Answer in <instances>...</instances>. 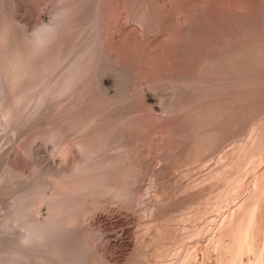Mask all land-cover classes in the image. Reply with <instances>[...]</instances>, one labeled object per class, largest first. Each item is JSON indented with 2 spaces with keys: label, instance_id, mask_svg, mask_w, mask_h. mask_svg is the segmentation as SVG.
Segmentation results:
<instances>
[{
  "label": "rangeland",
  "instance_id": "1",
  "mask_svg": "<svg viewBox=\"0 0 264 264\" xmlns=\"http://www.w3.org/2000/svg\"><path fill=\"white\" fill-rule=\"evenodd\" d=\"M56 1L57 2L59 1V3H56ZM154 1L155 0L153 1L152 0H120V1L119 0H64V1L62 0L61 1L60 0H0V33H2L6 29L5 27H7L8 24L10 25V27L8 26L7 30L11 28L7 31L8 35H6L5 40H3L2 42L0 39V44L2 45V46L0 45V48H2L0 52L1 53L3 52L2 55L9 52L10 50L8 51V49L14 48V46L16 48L18 47L17 49L19 51L20 50L22 51V49H24L23 48L24 43L22 42L24 39L23 36L33 35L35 31L37 30V28L41 27L45 23V21L50 20V18L53 15V11L55 12V9L63 8L65 6L69 7V5L70 7H73L74 5L76 8L75 7L73 8L77 10H74L73 15L67 22V24L69 25L66 24L67 27L65 26L66 28H64L63 30L65 31L68 28V31H65V32L62 31V33L59 34L55 38L56 41L53 40V43H51L52 47H50V51H49V55L51 54V56H49V58L50 57L53 58V55H55V57H57L58 55L59 56L63 55L67 53L68 51H71V49L73 51H76V49L77 51H79L80 48H83L89 43L90 44L94 42L96 43V45L94 43V47L92 50L95 49V52L97 53L94 55L93 53L94 51H93L92 55H94V57L91 55V59L93 62L99 63V65L96 64V66L92 69V71L94 70L93 72L91 70L90 72L88 71L87 75H85L82 78V80L79 81L80 83H77L76 88H73V91L71 90L70 93L66 94L67 96L65 95V96L57 97L55 95L51 97V99L48 98V100H46L47 102L43 104L44 106L45 105L46 106L45 107L42 106L41 107L42 109H38V110L32 108V106L26 109L27 103L23 102L21 106L22 112L20 111L19 114L9 117V118L4 117L5 111L7 110V107H8V103H9L8 101L10 100L9 98L13 97L14 94H16V91L18 93L19 88L16 89V91H11L9 85H7L4 90L6 91L4 95L5 96L7 95V96L6 97L2 96L4 97V99L0 97L2 101L4 100L3 105L0 107V119H1L0 120V156H2L3 154H9V155L13 154V150L15 148H18L19 146L23 148L29 147V149L32 150L31 156L30 154L29 155L21 154V158L23 161L22 165H23L24 171L25 170L27 171V172L25 171V173L26 175H28V177H30L31 180L29 178H28L29 180L28 179L26 180V178L24 179L20 177L21 179L16 180L17 183L14 184L15 180H13L14 182L12 181L13 183H11V187H8L10 184L6 185V187H8L6 189L2 185L0 186V225H2L1 223H3L2 221H4V218L6 217V215L8 216V212L11 209L10 207L12 203L14 202V197L16 199L17 194H19L21 190L23 191L25 187H27V185L32 183V181L36 183V181L33 179L34 177L36 179L39 177V174H38L39 169L37 168V171H38L37 173V171H35L37 167L35 165V162L40 161L41 163H43V164L38 163L40 164V167H41L42 165L44 166L50 165V164L52 165L54 163V160H56L54 166H52L51 169H54L55 172H64L66 170L65 174L70 175L71 169L75 165L74 163L82 160V156H83L82 153L79 151H75L76 153L77 152L78 153L75 154L74 152V155L72 154L71 158H68L66 162H63V157L61 156L60 151H62L61 147L63 145V144L61 145V143H64L65 140H67L66 137L68 138V141L75 140L79 136H81L84 139L89 138V140L88 139L87 140L90 141L91 137L93 136V135L91 136V131H92V134H95V130H96V134L98 135L97 138H99L98 140L99 141L102 140L103 142L106 141L107 142L106 144H109L106 147L107 148L110 147V148H108L107 150V148L105 147L103 149L104 151H102L103 153H100V154H103L102 157L99 154L97 158L93 159L91 163H88V164L94 165L95 163L97 164L98 162L107 161L109 160V158H111L112 160H109V161H111L110 164L111 166H113L114 170L108 176V178L107 177L105 178V180L103 181L104 185H108L109 183L110 184L112 183L111 185L115 184V186H117L115 187V191L119 190L118 189L119 187L121 189L124 185H127V187L124 193L122 195L120 194L121 196L116 194L115 192L109 193L108 194L109 196L107 194L106 196L96 195V198L95 196H92L96 200L92 202L93 199H91L92 197H90L89 202L90 203L92 202V204H89L88 199H87L86 202L88 203L87 204L85 203L86 205H84L86 208V209L84 208V210L85 212H87V213H84L85 216H83L84 224L81 222L82 224L81 223L80 224L82 226H77L80 228H77L76 233L74 232V234L72 233V235H69V238H67L65 242V245H64L65 247L63 246L64 247L63 251L68 252V250L70 249L68 248L70 247V244H72L73 241H75L74 243H76L77 242L76 239L79 237L77 240H80L81 237L84 235V237H82V240L85 238V241L83 242L84 244L85 242L88 244V246L86 244V246L84 247L86 248L84 250V254H85L84 259H83L84 264H91V263L92 264H109V262H113L114 264H120V263L121 264H154V258L152 256V252L155 251L154 247H157L158 244L156 242L157 241L156 236L154 237L156 240L155 239L152 240L151 238H153L152 236H154L153 234L154 225L156 224L155 223L153 225V223L155 220H159V219L162 222L167 221L164 223L169 222L168 224L169 226L172 224L170 228L168 226V229L170 230H172L171 228H173V230L183 229V227L185 226L184 228L186 229L187 233L189 232L193 233L194 231H197L198 226L199 227L205 226L203 230L204 233L202 231L203 234H201V236L199 234L200 237L197 234H194L191 241L190 239L187 240V242L185 240L186 242L185 246L187 245V243L188 244L190 243L192 246L196 244L195 245L196 247L198 245L197 248L194 246V250L196 249L195 251L198 252L196 253L198 255V260L200 259L198 261L199 263H201L200 261H202L203 255H204L203 260H205L203 264H206V262L208 263L211 259L214 260L217 256L213 254L214 251L210 248V246L207 247L209 243L206 244L208 242L207 240L209 239V236L211 235L210 237H212V235L215 234L217 230L215 227L218 226L219 222L222 221L224 216L226 217V215H228L230 212H233L234 210L237 209L236 206L240 204L239 203L240 201L242 202V200L244 199L248 200L250 199V197H253V194L251 192L252 185L255 183V181H257L258 174L260 173V170L264 167L263 165L264 164V150L263 149L262 150L260 149V151L258 150L260 152L259 154L257 151V148H258L257 145L254 143L252 144V142H249L253 137L251 136L253 128L257 126L258 124H261V126L263 125V127L261 128L263 134L260 137H263L261 138V140L264 142V64H263L264 59L261 60L262 58H264V0H163V4H161L162 0H160V3L158 0H156L155 2ZM56 5H58L59 7ZM50 13L51 15H49ZM148 16H149V19H148ZM128 18L129 20H127ZM185 19H188V20H185ZM195 19L197 21H195ZM178 20L180 22H177ZM181 21L184 24L188 22V24L192 23L193 26H196L194 28L193 26H191L193 30L189 28L191 31V34L189 30H188L189 32L187 31L188 34L187 32L184 33V31H182L181 26L183 25V23ZM188 24H185V25H188ZM124 25H125V29H123L122 27ZM142 25H144L145 28L147 27V30H148L147 32H149V33H146V35L145 33L143 34ZM145 28L143 27L144 30ZM148 28L151 30H149ZM80 31L81 32L85 31V33L84 32L81 33ZM29 32H31V34ZM162 32L167 33L165 37L163 36L164 39L167 38V40L165 41L163 38H159L158 40L157 35H160V33ZM143 35L145 36L143 37ZM78 36H79L80 41L77 40ZM152 36L153 37L157 36V38L153 39ZM223 36L225 37V39H223L224 38ZM83 37L86 39H84ZM148 37L151 38V42L152 40L155 41L154 42L155 45L157 44L156 47L153 46L154 44L152 43L150 44V42L148 41ZM88 38L90 39L88 40ZM221 38L225 42L224 44L225 49L223 50V52H225L224 55L227 53L225 57H227V55H230V53L235 48L242 50L243 52V57H244L243 62L244 63H242L243 66L240 68L241 69L240 74H239L240 80L238 79L239 80L238 85H237L238 87L236 86L237 89H234V90L232 89L231 85H232L233 76L230 74L229 71H227L223 75L225 86L222 90L223 91L221 94L222 96L218 95V93L216 92V86L215 88H213L214 87L213 85L215 83L214 80L217 78V76L214 75L215 73L212 71L213 69L211 68L210 69L211 71H208V73L204 75L203 79L206 80L207 82L206 85L208 86L206 85H203V86H205L204 88L206 87L208 88L203 89L202 88L203 86L201 87L202 91H200L201 92V94L199 95L200 98L199 96H197L195 100L192 101L188 97H184L185 94L183 95L181 94V92L184 90L183 88H181L182 86L181 82L183 80H188L189 77L193 79V77L199 78L200 75L202 76V74L199 73L200 71L199 57L203 55V53H206V52L210 53V55L212 56H215L216 54L219 55V53L215 52L216 51L215 43L218 45L219 39ZM3 43H5L4 44L5 46L3 45ZM75 43H77V45ZM81 44L83 45L81 46ZM183 47L184 49H182ZM184 50L186 51L185 53H184ZM249 50H253L254 52L258 51V52L254 53L252 51L251 53V51ZM161 51L162 53H159ZM55 52H58V53H55ZM1 53H0V57H2ZM247 53H249V56ZM256 53L257 54L259 53V55L262 53L261 55L263 57L258 56L259 58H261L259 59ZM254 55L256 56L253 58L252 56ZM72 57L74 58V55H72L70 59H73ZM153 57L154 59H156L155 61L158 62L155 64L156 65L155 66L156 68L154 67L155 70L154 69L151 70L150 66L148 65L149 60L152 59ZM251 57L253 58V61L249 60L251 59ZM255 58L257 59V61H255ZM70 59H67V61H65L63 65L61 64L58 66L59 68L57 67V69L55 68V70H53V72L47 78L49 82L50 81L53 82L56 79L60 80L64 76V73H65L64 70L68 66V64H70V62L68 63ZM258 60H260V62ZM2 61L3 60H1L0 58V63ZM88 61L89 59L87 60V62ZM197 61L199 62L197 63ZM1 65L2 63L0 64V66ZM165 68L168 70L166 71ZM99 69L100 71L103 70L102 72L106 73V74L104 73L105 75L104 78H109L113 82V83L111 82L112 84H110V87H112L111 85H113L114 87L115 85L114 82L117 81L120 76L121 77L123 75L125 76V78L124 76L122 77L123 79H126V82L128 80L126 92L124 93L125 98L123 99L120 98L119 100H117L118 98H111L112 99L111 100L110 98H108L107 95H104V94H107L108 92H105L106 90L102 86L100 87L101 84L99 85L100 79L98 78H100L99 77L100 75L97 76V72H99ZM122 73L123 75H121ZM211 74H213L214 76ZM145 77L152 80V83H153L152 87L155 91L154 93L157 94L156 96H158L157 97L158 100L162 99L161 102L163 104L162 106L165 107L164 108L165 111H163L164 109H162L161 113L160 111L159 113H157L158 111L154 113L153 110L149 108L147 109V107L145 106L144 99L142 98V95L139 94L140 92L139 84L140 83L142 84V81L144 80ZM211 80L213 81V83H211ZM177 82H178V86H177ZM171 83L175 85L172 86ZM26 84L27 83L24 82L21 85H23L24 87ZM21 85L19 86L20 88L22 87ZM142 85L144 87V84ZM133 86L135 88H132ZM197 86L198 85H195L194 88L195 87L197 88ZM102 88L104 89V91ZM234 91L235 92L239 91V92L236 95ZM89 92L91 95L89 94ZM32 94L33 93H31V95ZM111 95H112V92H111ZM206 95H208L209 97ZM216 95L221 96V97H219L218 99ZM232 95L235 97V99ZM238 95L241 98H238ZM84 96H86V98ZM130 96L134 98H131ZM54 98H57V99L55 100ZM89 98L90 100L87 101ZM183 98H185V100ZM187 98L189 100H186ZM237 98L239 99V103H238ZM67 100L70 102H68ZM218 100L221 102V104L223 103L222 106L224 107L223 109L224 111L222 114L223 115L222 121L219 123H221L220 127H223L225 129L223 131L222 130L223 128H222L221 129L222 132L220 131L221 133L219 132V134L217 133L216 135V137L221 139L220 142H219V139L217 138L213 144L214 145L213 148L211 150H208V152L204 153L205 151V149L203 151L204 147L199 148L197 146L194 147L193 145V140H194L193 136L198 134L197 133L198 129H196V127H194V125L190 123L189 118H191L194 114L197 115L201 110L203 114L205 113V115L209 113L206 116L209 118L212 114H214L211 107L213 106V103H215ZM177 102H179V106L180 107L182 106V108L178 107ZM183 102L186 104H184ZM188 102L189 104L190 103L191 104L189 105ZM113 103H115L116 105ZM204 103L207 105L209 104V105L207 106ZM73 104L75 105L77 104L78 107L76 105L75 106L76 108H75ZM100 104H103V105H100ZM184 105L185 106L187 105V106L185 107ZM188 106L189 108L190 107L192 108L189 109ZM206 106L209 110H211L210 112L209 110H207ZM194 107H196L195 110H194ZM183 108L185 109L183 110ZM168 109H170V111ZM205 109L207 112L206 111L204 112ZM34 110L37 113H35ZM190 110L191 112L194 110L193 113H191ZM177 111L178 113L175 114V112ZM108 112L110 114H108ZM166 112L167 113L169 112V118L171 117L170 119H168V115ZM186 112H188L189 115H187ZM162 113L163 114L166 113L164 114L165 116L162 115ZM180 113H182V117ZM202 113H201L202 117L205 118V116H203ZM158 114H160L161 116H158ZM67 116H69L70 118ZM212 116L214 117L215 114ZM212 116L209 118V120L208 118H205L206 120H208V123L206 121L204 124L207 126L210 125L209 128H211L212 126L211 129L215 130L219 127L218 125L220 124H218V122H214ZM132 117L134 118V120ZM163 117H164V121H162ZM172 117L174 118L172 119ZM211 118L212 120H210ZM89 120H93L94 122V123H91L92 127L91 128L89 127L90 129H87V131L85 130V132L83 131L82 134L79 133L81 131L80 126L85 125L86 121L89 122ZM234 120H236L237 123L234 122ZM132 121L134 123H132ZM184 121L186 122V124ZM210 121H213V122H210ZM120 122H122V124H120ZM223 122H226V123H223ZM115 123H116L115 129L116 127H120L123 124L127 126H129L128 124H130L131 129H132V126H134V129H132V131L134 130L133 137L135 135L136 136L133 138V140L141 141V145L146 144L145 147L147 148L148 146L150 149L153 147L154 149H151V150L155 151L156 157L154 158V155L150 156L149 154L148 156L142 152L140 153L139 151H138L139 153H136L137 152L136 150H134L132 154L131 151L127 150V152H129L130 155L127 154L129 156H126V157L123 156L124 159L120 158L124 154V151L119 150V153H118V150L116 148H115L116 150H114V147H113L114 143H112V141L118 138L117 136L118 130L114 129L115 133L112 132V134L108 132L110 131V129H112V125L114 126ZM215 123L217 124L216 127H214ZM52 126L53 127L55 126V127L53 128ZM207 126L206 128H208ZM157 129H159L162 132H166L163 135L165 138H167L171 134L168 137L169 140L167 138L165 139L166 140L165 142L163 138L161 139V137L163 136L156 135L158 132ZM49 130L50 131L58 130L59 132L60 131L63 132V133L60 132L61 135L63 134L64 135L61 136L62 139L60 140L61 143H59V146H57L58 148L55 146V144L49 141L46 142L44 138H41V137H44V136L46 137L50 135L51 132H49ZM136 131L138 133H136ZM137 134L138 136H140V139L137 136ZM153 134H155V136H153ZM188 134L189 136L187 137ZM190 134L193 136H191ZM220 134H224L222 135L223 137ZM110 135H113V136H110ZM172 135H175V136H172ZM183 135L186 137H183ZM218 135H220V137ZM179 136L180 138H178ZM250 136H251V139L249 140ZM154 137H155V140H154ZM97 138L96 137L92 138V140H97ZM146 138L148 140H146ZM158 138L160 139L157 141ZM256 142L257 144H259V140ZM135 143L140 144V142H135ZM160 143L162 144L164 148L166 147L165 149H162L161 151L158 150ZM185 146L187 148H185ZM53 147H56V148H53ZM243 148L244 150H242ZM55 149H58V150H55ZM120 151H123V152L121 153ZM253 151L255 152L257 151L256 154ZM225 152H226V155H225ZM137 154H140L141 156V157L139 156L140 160ZM248 154L249 156H251L252 154L255 155L251 157L254 159H250L252 160V162L248 159L250 158ZM152 157L154 159H152ZM129 158H131V160L127 161V159ZM136 159L139 161H137ZM150 159L152 160L150 161ZM235 159H237L238 161ZM125 160L126 162H124ZM247 162L249 164H246ZM219 164L224 167H227L228 165L227 167L228 171H227V168L225 169L223 168L224 170L219 172V169H221ZM146 167H148V169ZM0 170L1 171L4 170L3 166L0 167ZM33 171H35V173ZM35 174L37 176H35ZM47 178H49V176ZM50 178L48 180L45 177H44L45 180L41 178V180H43L44 182L46 180L48 182V183L45 182V184L47 183L48 185L46 188L47 194H50L51 191H53V188L56 186V182H59V179L57 180L56 177H52L51 180ZM77 179L79 180V178ZM106 179H108L109 181L108 180L106 181ZM107 182L108 184H106ZM14 185L16 186L14 187ZM220 190L222 192L219 195L218 193L220 192ZM263 200L264 198L262 199V205L264 207ZM43 212H44V207H43ZM152 225H153V228H152ZM186 226L188 229L186 228ZM149 228H151L152 231ZM187 230L188 231L191 230V231L188 232ZM121 231L123 232L121 233ZM205 236H208V237H205ZM146 240L147 242L150 241V244H148V246H146ZM204 240L207 242H205ZM180 244L181 242L178 244V246H180ZM105 247L107 248L105 249ZM175 247L176 246L171 247L172 248L171 250L175 249ZM72 250L73 252H75L76 248H72ZM149 250L151 251V253ZM100 252H102V255H100ZM110 255H111V258H109ZM172 257L173 256H171V258L166 257L164 260L162 259L160 261H163L164 264H171L172 262H173L172 264H174L175 258L174 257L172 258ZM116 258L117 260L115 261ZM107 259L108 260L110 259L109 262H107ZM111 259H113V261H111ZM210 262H213V261L211 260Z\"/></svg>",
  "mask_w": 264,
  "mask_h": 264
},
{
  "label": "bare ground",
  "instance_id": "2",
  "mask_svg": "<svg viewBox=\"0 0 264 264\" xmlns=\"http://www.w3.org/2000/svg\"><path fill=\"white\" fill-rule=\"evenodd\" d=\"M61 1V0H60ZM64 1V0H62ZM120 1V0H119ZM153 1V0H152ZM156 1V0H155ZM154 1V2H155ZM159 3H160V0H158ZM128 2V1H127ZM54 3V2H53ZM56 3H59V1ZM64 4V3H63ZM127 4V3H126ZM163 4V0H162V3ZM69 5V4H68ZM58 6V5H56ZM118 6V5H117ZM59 7V6H58ZM61 7V6H60ZM73 7H75L73 5ZM73 7H63V8H57L55 9V12L53 11V15L52 17L50 18V20L48 21H45V23L42 25L41 27L37 28V30L35 31V33L33 35H25L23 36V48L22 51L18 50L15 46L14 48H11V49H8L9 52H7L6 50V54L2 55L1 60H3L1 63L2 65L0 66V97L2 99H4V97H6L4 94L6 91L5 88L7 85H9L11 91H16V89H18V93L16 91V94H14L13 97L9 98L10 100L8 101V107H7V110L5 111V115L4 117L5 118H9V117H12V116H15L17 114H19V112L21 111V106L23 104V102H26L27 103V108H30V106H32V108L38 110V109H42L41 107L44 106L43 104H45V102H47L46 100H48V98L51 99V97L53 96H65L66 94L70 93L71 90L73 91V88H76V85L77 83H80L79 81L82 80V78L87 75V72L90 70L92 71V69L97 65H99V63L97 62H93L92 59H91V55H92V52L94 53V55L97 53L95 52V49H93L94 47V43H89L87 44L86 46H84L83 48H80L79 51H73L71 49V51H68L67 53L63 54V55H58L57 57H55V55H53V58L49 56H51V54L49 55V51H50V47H52L51 43H53V40L56 41V37L62 33V31L64 30V28L67 27V22L68 20L71 18V16L73 15L74 13V10H77ZM120 7V6H119ZM79 8V7H78ZM125 11V10H124ZM132 11V10H131ZM79 12V11H78ZM184 12V11H183ZM185 13V12H184ZM135 14V13H134ZM133 14V15H134ZM143 14V13H142ZM51 15V13L49 14ZM75 16V15H74ZM139 16V15H138ZM144 16V15H143ZM160 16V15H159ZM178 16V15H177ZM123 17V15H122ZM130 17V16H129ZM151 17V16H150ZM191 17V15H190ZM177 18V17H176ZM198 18V17H197ZM202 18V17H201ZM211 18V17H210ZM142 19V18H141ZM148 19H149V16H148ZM160 19V18H159ZM180 19V18H179ZM190 19V18H188ZM188 19H185V20H188ZM45 20V19H44ZM124 20V19H123ZM129 20V18L127 19ZM126 20V21H127ZM145 20V19H143ZM182 20V19H181ZM214 20V18H213ZM212 20V21H213ZM195 21H197L195 19ZM43 22V21H42ZM70 22V21H69ZM177 22H180L179 20ZM182 22V21H181ZM185 22V21H184ZM201 22V20H200ZM203 22V21H202ZM20 23V22H19ZM127 23V22H126ZM132 23V22H130ZM142 23V22H141ZM145 23V22H144ZM183 23V22H182ZM17 24V23H16ZM67 24V25H66ZM148 24V23H147ZM174 24V23H173ZM181 24V23H179ZM185 24H188L185 23ZM183 23V25L181 26L182 28V31L187 32L188 30L190 31L189 28H191V26H193L192 23H189L188 25H185ZM196 24V23H195ZM194 24V25H195ZM75 25V24H74ZM128 25V24H127ZM146 25V24H145ZM214 25V24H213ZM8 26L10 27V25L8 24ZM7 26V27H8ZM22 26V25H20ZM24 26V24H23ZM66 26V27H65ZM79 26V25H78ZM144 28L145 26L142 25ZM156 26V25H155ZM7 27H5L6 29L0 33V39L1 41L3 42V40H5V37L7 34V31L11 28H9L7 30ZM70 27V26H68ZM123 29H125V25L122 26ZM134 27V26H133ZM140 27V26H139ZM142 27V30H143V34L145 33H149L147 32V27L145 28V30L143 29ZM196 27V26H193V28ZM218 27V26H217ZM74 28V27H73ZM76 28V27H75ZM78 28V27H77ZM86 28V27H85ZM84 28V29H85ZM88 28V27H87ZM121 28V27H120ZM132 28V27H131ZM176 28V27H175ZM180 28V29H181ZM26 29V28H25ZM70 29V28H69ZM128 29V28H126ZM136 29V28H135ZM149 29V28H148ZM155 29V28H153ZM192 29V28H191ZM197 29V28H196ZM82 30V29H81ZM151 30V29H149ZM193 30V29H192ZM195 30V29H194ZM202 30V29H201ZM11 31V30H10ZM29 31V30H28ZM32 31V30H31ZM65 31H68V28L67 30ZM63 31V32H65ZM76 31V30H75ZM88 31V30H87ZM123 31V30H122ZM172 31V30H171ZM179 31V30H178ZM177 31V32H178ZM188 31V32H189ZM197 31V30H196ZM72 32V31H71ZM79 32V31H78ZM77 32V33H78ZM81 32V31H80ZM85 33V31H82ZM81 32V33H82ZM90 32V31H89ZM88 32V33H89ZM155 32V31H154ZM159 32V31H157ZM169 32V31H168ZM176 32V33H177ZM187 32V34H188ZM25 33V32H24ZM31 34V32H29ZM69 33V32H68ZM83 33V34H84ZM183 33V32H182ZM28 34V33H27ZM167 33L165 32H162L160 33V35H157L158 36V40L159 38H163L165 37ZM181 34V33H180ZM190 34H191V31H190ZM193 34V33H192ZM203 34V33H202ZM219 34V33H218ZM223 34V33H222ZM86 35V34H85ZM143 35V37L145 36ZM172 35V34H171ZM198 35V34H196ZM220 35V34H219ZM77 36V35H76ZM156 37H153V39L157 38ZM164 36V37H163ZM174 36V35H173ZM216 36V35H215ZM221 36V35H220ZM82 37V36H81ZM85 37V36H84ZM83 37V38H84ZM122 37V36H121ZM142 37V35H141ZM140 37V38H141ZM169 37V36H168ZM224 37V36H223ZM9 38V37H8ZM59 38V37H58ZM138 38V36H137ZM208 38V37H207ZM7 39V38H6ZM86 39V38H84ZM83 39V41H84ZM90 38H88L89 40ZM136 39V38H135ZM170 39V38H168ZM225 39V37L223 38ZM223 39H219V42H218V45L215 43L216 45V51L218 54H216L215 56H212L210 55V53L206 52V53H203V55H201L199 57V61H200V65H199V73L202 74V76L200 75L199 78H188V80H183L181 82L182 86L181 88H183L184 90L181 92V94H185L187 96L184 95V97H188L190 100H195V98L197 96H199L201 94L200 91H202L201 89H206L204 88L205 86L203 85H206L207 82L204 78V75H206L208 73V71H211L210 69L212 68L213 72L215 73L214 75L217 76V78L214 80V87L216 86V92L218 93V95H221L222 94V90L224 88V78H223V75L229 71L230 74L233 76L232 77V89H237V85H238V81L240 80L239 79V74H240V71H241V67L243 66L242 63L243 62V52L242 50H239L237 48H232L234 49L230 55H227V57H225V52H223V50L225 49L224 48V44L225 42L223 41ZM78 41L79 40V36H78ZM167 40V38L164 39V41ZM82 41V42H83ZM86 41V40H85ZM136 41V40H135ZM148 41L150 42V44H154L153 46L156 47L155 45V41L152 40L151 42V38L148 37ZM161 41V40H160ZM185 41V40H184ZM195 41V40H194ZM224 42V43H223ZM157 43V42H156ZM193 43V42H192ZM5 43H3L4 45ZM77 45V43H75ZM100 44V43H99ZM178 44V43H177ZM235 44V43H234ZM1 45V44H0ZM83 44H81L82 46ZM96 45V43H95ZM185 45V44H184ZM191 45V44H190ZM232 45V44H231ZM2 46V45H1ZM5 46V45H4ZM183 46V45H182ZM57 47V46H56ZM76 47V46H75ZM74 47V48H75ZM146 47V46H145ZM154 47V48H155ZM73 48V47H72ZM96 48V47H95ZM98 48V47H97ZM169 48V47H168ZM227 48V47H226ZM2 48H0L1 50ZM152 49V48H151ZM171 49V48H170ZM173 49V48H172ZM184 49V47L182 48ZM75 50V49H74ZM169 50V49H168ZM188 50V49H187ZM227 50V49H226ZM3 51V50H2ZM190 51V50H189ZM252 51L253 50H249ZM186 51L184 50V53ZM188 52V51H187ZM191 52V51H190ZM212 52V51H211ZM254 52V51H253ZM255 52H258V51H255ZM254 52V53H255ZM5 53V52H4ZM51 53V52H50ZM55 53H58V52H55ZM62 53V52H61ZM157 53V52H156ZM159 53H162L159 52ZM179 53V52H178ZM182 53V52H181ZM250 53V52H249ZM249 53L248 56H249ZM120 54V53H119ZM257 54V53H256ZM262 54V53H261ZM260 54V55H261ZM74 55V58L73 59H70L71 56ZM94 55H92L94 57ZM98 55V54H97ZM115 55V54H114ZM184 55V54H183ZM214 55V54H213ZM252 55V54H251ZM259 53L257 54V57H263L262 55L260 56ZM170 56V55H168ZM247 56V55H246ZM256 55L252 56L253 58L255 57ZM96 57V56H95ZM155 57V56H154ZM154 57L152 59L149 60L148 62V65L150 66L151 70L154 69V67L156 66L155 64L158 63L156 62L154 59ZM181 57V56H180ZM251 57V61H253V58ZM258 57V58H259ZM158 58V57H156ZM160 58V57H159ZM170 58V57H169ZM178 58V56H177ZM176 58V59H177ZM67 59H70L68 61V63L70 62V64H68V66L65 68V73H64V76L60 79V80H52L53 82H49V80L47 79L49 77V75L53 72V70H55V68L57 69V67L59 65H63V63H65V61H67ZM89 59V61L87 62V60ZM91 59V60H90ZM99 59V58H98ZM118 59V58H116ZM165 59V58H164ZM261 59V58H259ZM264 58H262L261 60H263ZM98 61V60H97ZM158 61V60H157ZM162 61V60H161ZM164 61V60H163ZM197 61V63L199 62ZM255 61H257V59L255 58ZM260 62V60H258ZM116 62V61H115ZM170 62V61H169ZM177 62V61H176ZM0 63V64H1ZM67 63V62H66ZM168 63V62H167ZM162 64V63H161ZM170 64V63H169ZM177 64V63H175ZM258 64V63H257ZM264 64V63H263ZM262 64V65H263ZM116 65V64H114ZM121 66V65H119ZM165 66V65H164ZM259 66V65H258ZM103 67V66H102ZM105 67V66H104ZM116 67V66H115ZM118 67V66H117ZM124 67V66H123ZM131 67V66H130ZM129 67V68H130ZM172 67V66H170ZM177 67V66H176ZM181 67V65H180ZM198 67V66H197ZM249 67V66H248ZM59 68V67H58ZM61 68V67H60ZM127 68V66H126ZM145 68V67H144ZM156 68V67H155ZM179 68V67H178ZM96 69V68H95ZM98 69V67H97ZM131 69V68H130ZM129 69V70H130ZM166 69V68H165ZM252 69V68H251ZM106 70V69H105ZM122 70V69H121ZM155 70V69H154ZM168 69H166L167 71ZM249 70V69H248ZM62 71V70H60ZM94 71V70H93ZM92 71V72H93ZM97 71V70H96ZM103 71V70H102ZM100 71L99 69V72H97V76H99L100 78V87L102 86L106 91L105 92H108L107 94H104V95H107L108 98H118L117 100H119L120 98H125L124 97V93L126 92V88H127V83H128V80L126 82V79H123L122 77L124 76L123 73L121 75H123L122 77L120 76L119 79L117 81L114 82V87L113 85H111L112 87H110V84H112L113 82L109 79V78H104V73L105 72H102ZM115 71V70H114ZM120 71V70H119ZM174 71V70H173ZM91 72V73H92ZM102 72V73H101ZM132 72V70H131ZM170 72V71H169ZM101 73V74H100ZM117 73V72H116ZM128 73V72H127ZM184 73V72H183ZM210 73V72H209ZM60 74V73H59ZM106 74V73H105ZM126 74V73H125ZM172 74V73H171ZM95 75V74H94ZM109 75V74H108ZM137 75V73H136ZM139 75V74H138ZM142 75V74H141ZM173 75V74H172ZM199 75V74H198ZM213 75V74H211ZM213 75V76H214ZM90 76V75H89ZM117 76V75H116ZM127 76V75H126ZM132 76V75H131ZM156 76V75H155ZM166 76V75H165ZM188 76V75H186ZM215 76V77H216ZM59 77V76H58ZM57 77V78H58ZM88 77V76H86ZM91 77V76H90ZM109 77V76H108ZM115 77V76H114ZM141 77V76H140ZM150 77V76H149ZM159 77V76H158ZM249 77V76H248ZM254 77V76H253ZM125 78V76H124ZM165 78V77H164ZM182 78V77H181ZM208 78V77H207ZM97 79V78H96ZM116 79V78H115ZM186 79V78H185ZM213 79V78H212ZM239 79V80H238ZM243 79V78H242ZM248 79V78H247ZM48 80V81H47ZM85 80V79H83ZM89 80V79H88ZM176 80V79H175ZM182 80V79H181ZM255 80V79H253ZM99 81V80H98ZM210 81V80H209ZM208 81V82H209ZM26 82L27 84L23 87V85H21L22 83ZM112 82V83H111ZM154 82V81H153ZM171 82V81H170ZM241 82V81H240ZM96 83V82H95ZM139 83V82H138ZM155 83V82H154ZM159 83V82H158ZM211 83H213V81L211 80ZM83 84V83H82ZM85 84V83H84ZM88 84V83H87ZM97 84V83H96ZM144 84V87L143 85ZM142 84L140 83L139 84V87H140V92L139 94L142 95V98L144 99V104L145 106L147 107V109H151L154 111V113H161L162 109H164L165 107H163L162 105V102L161 100L162 99H159L158 100V96H156L157 94H155L154 92V89H153V83H152V80L149 79V78H144V80L142 81ZM172 84V83H171ZM180 84V85H181ZM22 86L21 88L19 86ZM98 85V84H97ZM109 85V86H108ZM135 85V84H134ZM142 85V86H141ZM175 84H172V86H174ZM195 85H198L197 88L195 89L194 86ZM201 85V86H200ZM210 85V84H209ZM177 86H178V82H177ZM185 86V87H184ZM203 86V87H202ZM208 86V85H206ZM237 86V87H236ZM87 87V86H85ZM99 87V86H98ZM131 87V86H130ZM138 87V88H139ZM202 87V88H201ZM236 87V88H235ZM102 88V89H103ZM112 88V89H111ZM114 88V89H113ZM132 88H135L134 86ZM176 88V87H175ZM180 88V89H181ZM78 89V88H77ZM103 89V91H104ZM129 89V88H128ZM131 89V88H130ZM174 89V87H173ZM179 89V88H177ZM240 89V88H239ZM8 90V89H7ZM94 90V89H93ZM99 90V89H98ZM136 90V89H135ZM134 90V91H135ZM208 90V89H207ZM211 90V89H210ZM209 90V92H210ZM229 90V89H228ZM10 91V90H9ZM77 91V90H76ZM90 91V90H89ZM128 91V90H127ZM137 91V90H136ZM205 91V90H203ZM236 91V90H235ZM236 95L238 94V92H235ZM102 92V91H100ZM111 92H112V95H111ZM31 93H33L31 95ZM180 93V92H179ZM203 93V92H202ZM215 93V92H214ZM229 93V92H228ZM231 93V92H230ZM7 94V93H6ZM74 94V92H73ZM88 94V93H86ZM90 94V92H89ZM135 94V93H134ZM177 94V93H176ZM204 94V93H203ZM210 94V93H209ZM208 94V95H209ZM212 94V93H211ZM216 94V93H215ZM240 94V93H239ZM9 95V94H8ZM71 95V94H70ZM91 95V94H90ZM100 95V94H99ZM205 95V94H204ZM206 95V96H208ZM4 96V97H2ZM67 96V95H66ZM127 96V95H126ZM217 96V95H216ZM222 96V95H221ZM221 96H217L218 99L219 97ZM231 96V95H230ZM233 96V95H232ZM69 97V96H68ZM86 98V96H84ZM94 97V96H93ZM131 97V96H130ZM141 97V96H139ZM202 97V96H201ZM209 97V96H208ZM212 97V96H211ZM234 97V96H233ZM237 97V96H236ZM88 98V97H87ZM91 98V96H90ZM90 98L87 100L89 101ZM128 98V97H127ZM131 98H134V97H131ZM137 98V97H136ZM162 98V97H161ZM179 98V97H177ZM176 98V99H177ZM186 99V100H189V99ZM200 98V96H199ZM232 98V97H231ZM238 98H241L239 97L238 95ZM237 98V99H238ZM2 99H0V107L3 105V101ZM55 100L57 98H54ZM53 99V100H54ZM70 99V98H69ZM93 99V98H92ZM99 99V98H98ZM175 99V100H176ZM181 99V98H180ZM185 100V98H183ZM182 99V100H183ZM233 99V98H232ZM235 99V97H234ZM51 100V101H53ZM86 100V99H85ZM112 100V99H111ZM178 100V99H177ZM199 100V99H198ZM58 101V100H57ZM68 101V100H67ZM73 101V100H72ZM84 101V100H83ZM86 101V102H87ZM110 101V100H109ZM204 101V100H203ZM222 101V100H221ZM235 101V100H234ZM6 102V101H5ZM70 102V101H68ZM95 102V101H94ZM93 102V103H94ZM106 102V101H105ZM126 102V101H125ZM138 102V101H137ZM141 102V101H140ZM181 102V100H180ZM186 102V101H184ZM183 102V103H184ZM190 102V101H189ZM188 102V104H189ZM196 102V101H195ZM208 102V101H207ZM236 102V101H235ZM51 103V102H50ZM81 103V102H80ZM88 103V102H87ZM92 103V104H93ZM96 103V102H95ZM111 103V102H110ZM139 103V102H138ZM178 103V107L179 106V102ZM209 103V102H208ZM238 103H239V99H238ZM48 104V103H47ZM71 104V103H70ZM69 104V105H70ZM85 104V103H84ZM115 104V103H113ZM134 104V103H133ZM186 104V103H184ZM187 104V105H188ZM191 104V103H190ZM189 104V105H190ZM193 104V103H192ZM205 104V103H204ZM223 104V103H222ZM221 102L218 100L216 101L215 103H213V106L211 107L213 113L215 114V116L213 117L212 115L214 114H210L212 117H213V121L214 122H218V125L219 127L217 129H211L209 128V126L205 125L204 123L207 121L208 123V120L209 118L211 117H206L205 113L203 114L202 113V110L197 114V115H193L191 118H189V121L190 123H192L194 125V127H196V129H198V134L193 136L194 137V140H193V145L194 147H204L203 148V151L204 153L205 152H208V150H211L213 148V144L215 142V140L218 138L216 137L217 133L219 134V132L221 131V129L223 127H220L221 126V122L222 121V117H223V109L224 107L222 106ZM237 104V103H236ZM64 105V104H63ZM68 105V106H69ZM74 107L77 105L73 104ZM82 105V104H81ZM100 105H103V104H100ZM116 105V104H115ZM118 105V104H117ZM128 105V104H127ZM176 105V104H175ZM186 105V106H187ZM195 105V104H194ZM198 105V104H197ZM207 105V104H205ZM209 105V104H208ZM207 105V106H208ZM212 105V104H211ZM229 105V104H228ZM7 106V105H6ZM46 106V105H45ZM44 106V107H45ZM84 106V105H83ZM185 106V105H184ZM185 106V107H186ZM200 106V105H199ZM206 106V108H207ZM237 106V105H236ZM59 107V106H58ZM57 107V108H58ZM66 107V106H65ZM73 107V106H72ZM71 107V108H72ZM78 107V105H77ZM82 107V106H81ZM100 107V106H99ZM103 107V106H102ZM113 107V106H112ZM125 107V106H124ZM130 107V106H129ZM171 107V106H170ZM226 107V106H225ZM67 108V107H66ZM76 108V107H75ZM73 108V109H75ZM119 108V107H118ZM132 108V107H131ZM182 108V106L180 107ZM189 108V106H188ZM186 108V109H188ZM192 108V107H190ZM189 108V109H190ZM196 107H194V110H195ZM202 108V107H201ZM232 108V107H231ZM236 108V107H235ZM60 109V108H59ZM68 109V108H67ZM79 109V108H78ZM82 109V108H81ZM111 109V108H110ZM127 109V108H126ZM125 109V111H126ZM145 109V108H144ZM175 109V108H174ZM185 108H183L184 110ZM198 109V108H197ZM233 109V108H232ZM241 109V108H240ZM243 109V108H242ZM24 110V109H23ZM30 110V109H29ZM33 110V109H32ZM58 110V109H57ZM69 110V109H68ZM72 110V109H71ZM92 110V109H91ZM170 111V109H168ZM193 110V111H194ZM207 110H209L207 108ZM228 110V109H227ZM238 110V108H237ZM40 111V110H39ZM38 111V113H39ZM77 111V109H76ZM136 111V110H135ZM150 111V110H149ZM165 111V109L163 110ZM179 111V110H178ZM175 112L176 113H178ZM182 111V109H181ZM193 111L190 112L193 113ZM206 111V109L204 110V112ZM211 110H209L210 112ZM226 111V110H225ZM234 111V110H233ZM22 112V111H21ZM31 112V111H30ZM35 113H37L35 110H34ZM33 112V113H34ZM71 112V111H69ZM106 112V111H105ZM113 112V111H112ZM140 112V111H139ZM145 112V111H144ZM147 112V111H146ZM174 112V111H173ZM180 112V111H179ZM196 112V111H195ZM194 112V113H195ZM198 112V111H197ZM207 112V111H206ZM228 112V111H227ZM241 112V111H240ZM125 113V112H124ZM141 113V112H140ZM167 113V112H166ZM164 113V114H166ZM187 115L188 112H186ZM201 113L203 114V116H205V118H208V120H206L205 118L202 117ZM234 113V112H233ZM21 114V113H20ZM28 114V112H27ZM68 114V113H67ZM108 114H110L108 112ZM114 114V113H113ZM162 113V115H164ZM172 114V113H171ZM181 114V117H182V113ZM240 114V113H239ZM93 115V114H92ZM121 115V114H120ZM128 115V114H127ZM168 115V119L169 118V112L167 113ZM173 115V114H172ZM186 115V114H185ZM229 115V113H228ZM227 115V116H228ZM242 115V114H241ZM244 115V114H243ZM35 116V115H34ZM74 116V115H73ZM102 116V115H100ZM126 116V114H125ZM132 116V115H130ZM129 116V117H130ZM158 116H161L160 114H158ZM165 116V115H164ZM178 116V115H177ZM180 116V115H179ZM232 116V115H231ZM66 117V116H65ZM69 117V116H67ZM111 117V116H110ZM115 117V116H114ZM148 117V116H147ZM175 117V116H174ZM172 117V119L174 118ZM185 117V116H184ZM190 117V116H188ZM236 117V115H235ZM70 118V117H69ZM92 118V117H91ZM100 118V117H99ZM121 118V117H120ZM133 118V117H132ZM131 118V119H132ZM157 118V116H156ZM240 118V117H239ZM59 119V118H58ZM63 119V118H62ZM68 119V118H67ZM87 119V118H86ZM94 119V118H93ZM129 119V118H128ZM159 119V118H158ZM157 119V120H158ZM167 119V118H166ZM185 119V118H184ZM228 119V118H227ZM231 119V118H230ZM234 119V118H233ZM238 119V117H237ZM1 120V119H0ZM65 120V119H64ZM130 120V119H129ZM134 120V118H133ZM137 120V119H136ZM177 120V118H176ZM186 120V119H185ZM212 120V118L210 119ZM229 120V119H228ZM108 121V120H107ZM138 121V120H137ZM162 121H164V117L162 119ZM187 121V120H186ZM213 121H210V122H213ZM230 121V120H229ZM262 121V120H261ZM65 122V121H64ZM63 122V123H64ZM73 122V121H72ZM110 122V121H109ZM147 122V121H146ZM180 122V121H179ZM185 122V121H184ZM209 122V123H210ZM232 122V121H231ZM234 122H236V120H234ZM233 122V123H234ZM66 123V122H65ZM75 123V122H74ZM91 123H94L93 120H89L86 121V124L85 125H82L80 126V132L82 134V132L85 130L87 131V129H90L92 126ZM112 123V122H111ZM127 123V122H126ZM132 123H134L132 121ZM141 123V122H140ZM181 123V122H180ZM206 123V124H207ZM223 123H226V122H223ZM228 123V122H227ZM237 123V122H236ZM261 123V122H260ZM120 124H122V122H120ZM182 124V123H181ZM186 124V122H185ZM188 124V123H187ZM211 124V123H210ZM231 124V123H230ZM229 124V125H230ZM54 125V124H53ZM71 125V124H70ZM68 125V126H70ZM95 125V124H94ZM119 125V124H117ZM129 126L123 124L121 125L120 127H116L115 129V126H116V123L115 125L113 126L112 125V129H110V134H112V132H114V129L115 130H118V135L116 133V135L118 136L117 139H115L114 141H112L113 144V147H114V150H118V153H119V150H123L124 151V154L122 155V159L123 156L126 157V156H129V152L128 151H131L134 152V150H136L137 152L136 153H144L146 155H154V158L156 157V153L155 151L151 150V149H154L153 147L150 149L149 146L148 148L145 147V145H141V141H135L133 140V138L136 136L133 137V131L132 129H134V126H132V129L130 128V124H128ZM135 125V124H134ZM174 125V124H172ZM180 125V124H179ZM178 125V126H179ZM190 125V124H189ZM192 125V126H193ZM216 123H215V126L216 127ZM223 125V124H222ZM225 125V124H224ZM256 125V124H255ZM65 126V125H64ZM183 126V125H182ZM187 126V125H186ZM206 126L208 128H206ZM228 126V125H227ZM53 127V126H52ZM55 127V126H54ZM53 127V128H54ZM90 127V128H89ZM99 127V126H98ZM137 127V126H136ZM263 127V125L261 126V124H258L257 126H255L253 128V131L251 133V136L252 139H251V136L249 138V142H252V144H256L257 145V151L260 149L264 150V142L261 140V138L263 137H260L263 132L261 130V128ZM74 128V127H73ZM78 128V127H76ZM111 128V127H110ZM138 128V127H137ZM185 128V127H184ZM183 128V129H184ZM191 128V127H190ZM139 129V128H138ZM162 129V128H161ZM189 129V128H188ZM187 129V130H188ZM195 129V130H196ZM225 128H223L222 130L224 131ZM228 129V128H227ZM65 130V128H64ZM71 130V128H70ZM73 130V129H72ZM158 132L156 135H159V136H163L166 132H162L160 131L159 129H157ZM168 130V129H167ZM172 130V129H171ZM139 131V130H138ZM156 131V130H155ZM166 131V130H165ZM174 131V130H173ZM181 131V129H180ZM51 132L50 135L48 136H44V137H41V138H44L46 140V142H51L53 144H55V146H59V143H61V139L63 135H61V133L63 132H59L58 130L57 131H50ZM66 132V130H65ZM73 132V131H72ZM140 132V131H139ZM170 132V131H169ZM183 132V131H182ZM189 132V131H187ZM194 132V130H193ZM222 132V131H221ZM220 132V133H221ZM262 132V133H261ZM98 133V131H97ZM106 133V132H105ZM115 133V132H114ZM113 133V134H114ZM136 133H138L136 131ZM154 133V131H153ZM156 133V132H155ZM173 133V132H171ZM178 133V131H177ZM39 134V133H38ZM49 134V133H47ZM45 134V135H47ZM100 134V133H99ZM141 134V133H140ZM169 134V133H168ZM176 134V133H175ZM226 134V133H225ZM44 135V134H42ZM88 135V134H87ZM90 135V134H89ZM93 135V136H92ZM109 135V133H108ZM107 135V136H108ZM171 135V134H170ZM169 135V136H170ZM181 135V133H180ZM185 135V134H184ZM183 137H186L184 136ZM221 136L224 135V134H220ZM220 135H218L220 137ZM37 136V135H36ZM34 136V137H36ZM77 136V135H75ZM79 136V135H78ZM92 136V137H91ZM91 139L90 141L89 138L87 139H84L82 138L81 136L77 137L75 140H70L68 141V138L66 137L67 140H65L64 143H61L62 147V151H60L61 153V156L63 157V162H66L68 158H71V155L73 154L74 155V152L75 151H79L82 153V160L74 163L75 165L72 167L71 169V174L70 175H67L65 174V171L64 172H55L54 169H51L52 166H54L55 164V161L54 160V163L51 165H42L44 167H40V164L38 163H41L40 161L38 162H35V166L36 167V170L34 168L35 171H37V168L39 169V173L37 171V173L39 174V177H41L42 179H44V177L48 180L50 177H56L57 180L59 179V182H56V186L54 187L53 185V191H51L50 194H47L46 192V188H47V180L45 182H47L45 184V182L43 180H41V178H37V179L34 177L33 180L36 181V183L34 181H32V183H30L29 185H27V187H25V189L22 191H20L19 194H17L16 196V199L14 197V202L12 203L11 205V211L9 210L8 212V216L6 215V219L4 218V221H2L3 223H1L2 225H0V264H84L83 262V259H84V250L86 248H84L86 246V242L84 244L83 241H85V238L82 240V237H84V235L81 237L80 240H77L76 238V243H74L75 241H73L72 244H70V248L68 250V252H65L63 251L64 249V245H65V242L67 240V238H69V235H72V233L74 234V232L76 233V230L77 228H80V227H77V226H82L81 224L83 223V216H85L84 213H87L85 212L84 208L90 200V197L92 196H95L96 198V195H105L106 194L108 195L109 193H112V192H115L116 194L118 195H122L127 187V185H124L121 189L120 187L118 188L119 190H116L115 191V184L111 185L110 183L108 184V182L106 184L108 185H104V180L105 178L113 172V166H111V161L109 160H112L111 158H109V160L107 161H102V162H98L97 164L95 163L94 165H89L88 163H91V161L95 158H97V156H99L100 153H103L102 151H104L103 149L109 145V144H106L107 142L106 141H99L97 138V134H96V130H95V134H92V131H91ZM110 136H113V135H110ZM138 136V134H137ZM146 136V135H145ZM153 136H155V134H153ZM168 136V135H167ZM166 136V137H167ZM168 136V137H169ZM172 136H175V135H172ZM189 136V134L187 135V137ZM38 137V136H37ZM73 137V136H72ZM71 137V138H72ZM97 138V140H92V138ZM100 137V136H99ZM139 139H140V136H138ZM142 137V136H141ZM167 137V138H168ZM182 137V139H183ZM191 137V138H193ZM223 137V136H222ZM225 137V136H224ZM65 138V137H64ZM106 138V137H104ZM116 138V137H114ZM137 138V137H136ZM164 139V141L166 142L164 136L161 137V139ZM174 138V137H172ZM180 138V136L178 137ZM190 138V139H191ZM108 139V137H107ZM110 139V137H109ZM113 139V138H111ZM138 139V140H139ZM160 138L157 139V141L159 140ZM176 139V138H175ZM188 139V138H187ZM186 139V141H187ZM219 139V138H218ZM92 140V141H91ZM105 140V139H104ZM145 140V139H144ZM143 140V141H144ZM146 140H148L146 138ZM154 140H155V137H154ZM169 140V138H168ZM171 140V139H170ZM221 139H219V142H220ZM259 140V144H257L256 141ZM163 141V140H162ZM223 141V140H222ZM221 141V142H222ZM247 141V139H246ZM245 141V142H246ZM111 142V141H110ZM109 142V143H110ZM119 142V143H118ZM135 142H140L139 143H135ZM160 142V141H159ZM164 142V143H165ZM169 142V141H167ZM172 142V141H171ZM170 142V144H171ZM143 143V142H142ZM151 143V142H150ZM157 143V142H156ZM163 143V142H162ZM177 143V142H175ZM192 143V141H191ZM148 144V143H147ZM161 144V143H160ZM159 144V148L158 150H162V149H165L162 144L160 145ZM216 144V143H215ZM141 145V146H140ZM166 145V144H165ZM217 145V144H216ZM245 145V143H244ZM243 145V146H244ZM112 146V145H111ZM151 146V145H150ZM162 146V147H160ZM172 146V145H171ZM170 146V148H171ZM191 146V145H190ZM56 147H53V148H56ZM168 147V146H167ZM220 147V146H219ZM251 147V146H250ZM58 148V147H57ZM107 148V147H106ZM110 148V147H108ZM107 148V150H108ZM116 148V149H115ZM128 148V149H127ZM157 148V147H156ZM173 148V147H172ZM185 148H187L185 146ZM218 148V147H216ZM242 148V147H241ZM197 149V148H196ZM215 149V148H214ZM55 150H58V149H55ZM157 150V151H158ZM189 150V149H188ZM195 150V149H194ZM198 150V149H197ZM207 150V151H206ZM244 150V148L242 149ZM247 150V149H246ZM249 150V149H248ZM254 150V149H253ZM123 151H120L121 153ZM139 151V152H138ZM179 151V150H178ZM199 151V150H198ZM197 151V152H198ZM202 151V150H201ZM213 151V150H212ZM256 151V152H257ZM258 151V153L260 154V152ZM117 152V151H116ZM115 152V153H116ZM184 152V150H183ZM211 152V151H210ZM245 152V151H244ZM250 152V151H248ZM255 152V151H253ZM255 152V154H256ZM32 150L29 149V147H21L19 146L18 148H15L13 150V154L9 155V154H3L2 156H0V167L3 166V169L4 170H0V186H4V188H8V187H11V183L16 182L17 179H21L20 177L22 178H26V180L30 177H28V175H26L25 171H24V168H23V165H22V158H21V154H27L30 156L32 155ZM78 153V152H77ZM75 152V154H77ZM106 153V152H105ZM104 153V154H105ZM120 153V154H121ZM187 153V152H186ZM203 153V154H204ZM129 154V155H127ZM133 154V153H132ZM247 154V152H246ZM58 155V154H57ZM81 155V154H80ZM101 157L103 154H100ZM148 155V156H149ZM189 155V154H187ZM225 155H226V152H225ZM232 155V154H231ZM251 155V154H250ZM114 156V155H113ZM136 156V155H135ZM139 160H140V154H137ZM140 156V157H139ZM192 156V155H191ZM195 156V155H194ZM249 156V154H248ZM255 155H251L249 156L250 158H248L249 160L250 159H254V158H251ZM73 157V156H72ZM117 157V156H115ZM196 157V156H195ZM221 157V156H220ZM228 157V155H227ZM136 158V157H135ZM152 157V159H154ZM232 158V157H231ZM239 158V157H238ZM257 158V157H255ZM73 159V158H72ZM106 159V158H105ZM114 159V158H113ZM119 159V157H118ZM126 159V158H125ZM150 159V161L152 160ZM158 159V158H157ZM224 159V158H222ZM230 159V158H229ZM77 160V159H76ZM128 160H131V158L127 159ZM133 160V159H132ZM137 160V159H136ZM137 160V161H139ZM237 160V159H235ZM59 161V160H58ZM57 161V162H58ZM75 161V160H74ZM73 161V162H74ZM95 161V160H94ZM117 161V160H116ZM120 161V160H119ZM135 161V159H134ZM238 161V160H237ZM252 162V160H250ZM249 161V162H250ZM126 162V160L124 161ZM162 162V161H161ZM255 162V161H254ZM116 163V162H115ZM130 163V162H128ZM224 163V162H223ZM43 164V163H41ZM64 164V163H63ZM149 164V163H147ZM246 164H249L248 162ZM121 165V163H120ZM129 165V164H128ZM218 165V164H217ZM220 165V164H219ZM227 165V164H226ZM231 165V164H230ZM264 165V164H263ZM134 166V165H133ZM136 166V165H135ZM141 166V165H139ZM234 166V165H233ZM58 167V166H57ZM117 167V166H116ZM153 167V166H152ZM228 167V165H227ZM227 167H224V166H221L220 165V168L219 169V172L223 171L225 168ZM64 168V167H63ZM67 168V167H66ZM69 168V167H68ZM115 168V167H114ZM148 169V167H146ZM224 168V169H223ZM2 169V168H1ZM70 169V168H69ZM118 169V168H117ZM152 169V168H151ZM260 169V168H259ZM121 170V169H120ZM142 170V169H141ZM35 171H33L35 173ZM41 171V172H40ZM58 171V170H57ZM69 171V170H68ZM136 171V170H135ZM138 171V169H137ZM227 171H228V168H227ZM27 172V171H26ZM218 172V171H217ZM218 172V173H219ZM226 172V170H225ZM231 172V171H230ZM36 173V174H37ZM69 173V172H68ZM135 173V172H134ZM216 173V171H215ZM35 174V176H37ZM118 174V173H117ZM210 174V173H209ZM214 174V173H213ZM224 174V173H223ZM34 175V174H33ZM49 176V178H47ZM112 176V175H111ZM32 178V177H31ZM50 178V180H51ZM79 178V180L77 179ZM28 179V180H29ZM55 179V178H54ZM77 179V180H76ZM112 179V178H110ZM31 180V179H30ZM41 180V181H40ZM45 180V179H44ZM108 179H106L107 181ZM13 181V182H12ZM24 181V180H23ZM41 183H40V182ZM105 181V182H106ZM109 181V180H108ZM234 181V180H233ZM34 182V183H33ZM39 182V183H38ZM116 182V181H115ZM10 184L8 187H6V185ZM26 184V183H25ZM24 184V185H25ZM13 185V184H12ZM251 185V184H250ZM16 185H14L15 187ZM51 186V185H50ZM13 187V188H14ZM23 187V186H22ZM21 187V188H22ZM2 188V187H1ZM250 188V187H249ZM3 189V188H2ZM250 190V189H249ZM2 191V190H1ZM219 191V190H218ZM237 191V190H236ZM221 190L220 192L218 193L219 195L221 194ZM251 192L253 194V197H250V199H244L242 200V202L240 201L239 205H237V209L236 210H232L233 212H228L226 214V217L222 219L221 222H217L218 226L215 227L217 230L214 234L212 235V237L209 236V239L205 242H207L206 244L209 243V245H207V247L210 246V248L214 251L213 254H215L217 257L213 260L211 259L213 262H206V264H264V207L262 205V199L264 198V167L260 170V173L258 174V178H257V181H255V183L252 185V188H251ZM249 192V193H251ZM120 195V196H121ZM109 196V195H108ZM95 198H91L93 199L92 202H94ZM249 198V197H248ZM88 199V202H86ZM99 199V198H97ZM192 199V198H191ZM96 201V200H95ZM189 201V200H188ZM194 201V200H193ZM264 201V200H263ZM92 202L89 204H92ZM99 202V201H98ZM86 203V204H85ZM238 203V202H237ZM236 203V204H237ZM186 204V203H185ZM264 204V203H263ZM188 205V204H187ZM88 206V205H87ZM86 206V207H87ZM93 206V205H92ZM91 206V207H92ZM43 207H44V212H43ZM90 207V206H89ZM235 207V208H236ZM86 209V208H85ZM88 209V208H87ZM90 209V208H89ZM234 209V207H233ZM107 210V209H106ZM158 210V209H157ZM116 212V211H115ZM161 212V211H160ZM112 213V212H111ZM95 214V213H94ZM110 214V213H109ZM114 214V213H113ZM115 215V214H114ZM155 215V214H154ZM87 216V215H86ZM97 217V216H95ZM99 217V216H98ZM108 218V217H107ZM97 219V218H96ZM120 219V218H119ZM3 220V219H2ZM95 220V219H94ZM98 220V219H97ZM115 220V219H114ZM153 220V219H152ZM155 220V218H154ZM153 220V221H154ZM168 220V219H167ZM99 221V220H98ZM102 221V220H100ZM113 221V220H112ZM152 221V222H153ZM156 221V222H155ZM153 225H154V236H152L153 238H151L152 240L155 239L154 237L156 236L157 237V247H154L155 248V251L152 252V256L154 258V264H164L163 261H160V260H164L166 257L168 258H171V256H173L175 258V261H174V264H203L205 260H203V257H202V261H200L201 263H199L198 261V255H197V251L194 250V246L196 244H194V246H192L190 243L185 246V243L187 242V240L190 239V241L192 240V237L194 236V234H197L199 236H201V234L204 233V227H199L198 226V230L197 231H194L193 233H190L189 231L191 230H187L189 233L186 232V229L183 227V229H175L173 230V228H171L172 230L168 229V223H164V222H167V221H160L159 220H155ZM173 221V220H171ZM82 222V223H81ZM106 222V221H105ZM81 223V224H80ZM99 223V222H98ZM171 223V222H170ZM80 224V225H79ZM84 224V223H83ZM100 224V223H99ZM153 225H152V228H153ZM172 225V224H171ZM170 225V226H171ZM169 226V228H170ZM76 228V229H75ZM123 228V227H122ZM187 228V226H186ZM151 230V228H149ZM148 229V230H149ZM188 229V228H187ZM208 229V228H207ZM19 230V232H18ZM195 230V228H194ZM152 231V230H151ZM193 231V230H192ZM203 231V233H202ZM211 231V230H210ZM209 231V232H210ZM213 231V230H212ZM18 232V233H17ZM123 231H121L122 233ZM9 235V236H8ZM196 235V236H197ZM150 236V234H149ZM163 236V237H162ZM199 236V237H200ZM161 237V238H160ZM205 237H208V236H205ZM8 238V239H7ZM205 239V238H204ZM87 240V239H86ZM149 240V239H148ZM156 240V239H155ZM186 240V242H185ZM203 241V240H202ZM153 242V241H151ZM181 242L180 246H178V244ZM184 242V243H183ZM189 242V241H188ZM194 242V241H193ZM183 243V245H182ZM115 244V243H114ZM113 244V245H114ZM148 244H150V241L147 242L146 240V246H148ZM156 244V243H155ZM68 245V244H67ZM112 245V244H111ZM204 245V244H203ZM64 246V247H63ZM88 246V244H87ZM173 246H176L175 249L171 250L172 248L171 247ZM196 247V246H195ZM198 247V245H197ZM196 247V248H197ZM206 247V246H205ZM72 248H76V251L73 252ZM107 247H105L106 249ZM152 248V247H151ZM153 248V250H154ZM208 248V249H210ZM147 249V247H146ZM149 249V248H148ZM199 249V248H198ZM205 250V248H204ZM114 251V250H113ZM150 251V250H149ZM197 252V253H196ZM204 252V251H203ZM207 252V251H206ZM209 252V250H208ZM106 253V252H105ZM151 253V251H150ZM211 253V252H210ZM113 254V253H112ZM212 254V253H211ZM100 255H102V252H100ZM106 255V254H105ZM104 255V256H105ZM119 255V254H118ZM148 255V254H147ZM208 255V254H207ZM210 255V254H209ZM109 256V255H108ZM107 256V257H108ZM113 256V255H112ZM149 257V256H148ZM172 257V258H173ZM105 258V257H104ZM111 258V255L110 257ZM114 258V257H113ZM209 258V257H208ZM106 259V258H105ZM145 259V257H144ZM110 260V259H109ZM109 260L107 259V262H109ZM117 260V258L115 259V261ZM208 260V259H207ZM85 261V260H84ZM111 261H113V259H111ZM114 261V262H115ZM118 262V261H117ZM170 262V261H169ZM86 263V262H85ZM112 264L113 262H109V264ZM116 263V262H115ZM120 263V262H119ZM173 263V262H172ZM171 263V264H172ZM92 264V263H91ZM114 264V263H113ZM121 264V263H120Z\"/></svg>",
  "mask_w": 264,
  "mask_h": 264
}]
</instances>
